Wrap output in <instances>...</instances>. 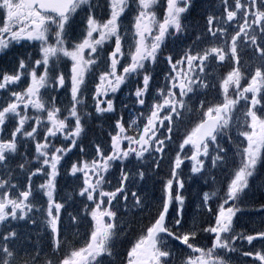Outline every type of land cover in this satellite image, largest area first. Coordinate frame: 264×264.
<instances>
[{"label":"snow or ice","instance_id":"6c2138e0","mask_svg":"<svg viewBox=\"0 0 264 264\" xmlns=\"http://www.w3.org/2000/svg\"><path fill=\"white\" fill-rule=\"evenodd\" d=\"M0 63V264H264V0H0Z\"/></svg>","mask_w":264,"mask_h":264},{"label":"flooded vegetation","instance_id":"af4514ba","mask_svg":"<svg viewBox=\"0 0 264 264\" xmlns=\"http://www.w3.org/2000/svg\"><path fill=\"white\" fill-rule=\"evenodd\" d=\"M220 3V2H219ZM219 3H216L215 2V5L217 6V5H219ZM198 24H199V26H200V28H203V25L200 23V22H198ZM161 78V80L160 81H158V82H162L163 81V75L160 77ZM126 93V92H125ZM123 98V96L121 97V99ZM124 111V116H125V118L126 119H129V116L131 115V116H134V112H130L129 110H127V109H125V110H123Z\"/></svg>","mask_w":264,"mask_h":264},{"label":"rangeland","instance_id":"374dc122","mask_svg":"<svg viewBox=\"0 0 264 264\" xmlns=\"http://www.w3.org/2000/svg\"><path fill=\"white\" fill-rule=\"evenodd\" d=\"M113 172H114V170H113ZM196 189L199 190L198 187L194 188V190H196ZM147 191L150 192V193H153V194H155V195H159V191H157V192H152V191L149 190L148 186H147ZM254 191H255V200H257L258 197H259V195H260V191H257V189L254 190ZM260 218H261V217H260ZM255 219H257L258 221L261 222V219H259V216H258V215L255 216ZM248 223L250 224V221H249Z\"/></svg>","mask_w":264,"mask_h":264},{"label":"bare ground","instance_id":"6f19581e","mask_svg":"<svg viewBox=\"0 0 264 264\" xmlns=\"http://www.w3.org/2000/svg\"><path fill=\"white\" fill-rule=\"evenodd\" d=\"M199 190L196 189V190H192V193L195 194L196 192H198Z\"/></svg>","mask_w":264,"mask_h":264},{"label":"trees","instance_id":"16d2710c","mask_svg":"<svg viewBox=\"0 0 264 264\" xmlns=\"http://www.w3.org/2000/svg\"><path fill=\"white\" fill-rule=\"evenodd\" d=\"M258 191H260L259 189H258ZM261 193V192H260ZM261 195V194H260ZM260 195H259V198H260Z\"/></svg>","mask_w":264,"mask_h":264}]
</instances>
